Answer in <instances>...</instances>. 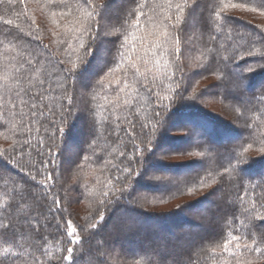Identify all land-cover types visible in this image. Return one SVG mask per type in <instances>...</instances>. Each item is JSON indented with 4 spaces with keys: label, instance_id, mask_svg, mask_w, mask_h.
Listing matches in <instances>:
<instances>
[{
    "label": "trees",
    "instance_id": "obj_1",
    "mask_svg": "<svg viewBox=\"0 0 264 264\" xmlns=\"http://www.w3.org/2000/svg\"><path fill=\"white\" fill-rule=\"evenodd\" d=\"M94 2L103 9L98 8L99 15L87 22L97 24L99 31L93 33L97 36L95 50L86 60L84 50L78 47L79 41L73 38V22L78 20L74 8L71 16H61L63 5L51 0H11V3L5 0L0 4V75L4 65L14 73L27 67L21 61L33 60L40 72L31 75L42 79L51 73L54 89L51 95L42 98L44 115L31 118L30 133L26 115L32 102L29 96H23V104L15 93L0 98L3 105L0 110L5 113L0 118V221L11 220L30 227L32 239L40 249L36 255L43 264H67L63 256L68 247L73 248L74 257L78 258L76 264H87L96 241H101L102 235L109 238L111 231H119L118 226L107 230L111 220L121 223V232H128L129 240L136 238L138 231H128L129 227L125 228L126 223L119 218L120 213L125 214L128 223L136 221L133 226L156 222L162 228L160 239L163 241L172 237L182 241L190 236L189 245L183 242L189 249L171 255L170 249L162 253L143 246L132 250L126 244L107 242V250L93 258V262L130 264L133 259H140L141 264H146L147 257L135 254L149 252L156 264H234L222 249L230 232L242 234L249 242L252 238L264 240V220L258 218L264 216V152L261 151L264 148V67H261L264 65V23L252 15L243 17L250 13L264 16V5L261 0H175L186 4L181 22L176 24L175 20H164L169 14L167 0H147V6L142 9L145 15L133 40L129 21L145 0ZM68 3L75 5L76 0ZM233 4L238 6L232 7ZM112 11L117 14L113 15ZM171 14L175 15L174 7ZM193 15L199 19L192 27ZM149 16L154 19L149 21ZM9 20L11 24L6 23ZM153 24L157 30L167 25V51L155 48L153 41L157 37L153 35ZM125 36L129 41L126 45ZM89 42L85 39L86 45ZM118 48L126 53L125 57L118 55ZM156 59L161 61L159 67L155 65ZM132 62L138 63L149 79L156 76L158 85L163 79V87L154 89L170 98L164 101L168 107L162 113L161 123H156L153 115L154 97L150 98L140 84L135 85L137 93H132L131 88L121 91L122 85L117 84L123 70ZM73 63L77 65L73 79L66 80L57 69L71 68ZM117 66L122 71H114ZM249 67L254 71L249 72ZM166 72H174L175 76L164 79ZM209 78H215L225 91L219 92L218 86L206 84ZM101 80L103 85L99 83ZM128 80L132 81L131 71ZM64 85L71 105L67 98H57L64 94ZM27 87L25 83L24 88ZM126 99L131 103L125 104ZM193 99L218 100L231 106L238 127L189 104ZM11 103L17 105L14 112L8 111ZM21 114H25L23 119ZM179 115L197 127L203 126L205 137L201 128L196 127L194 131L174 128L172 122ZM80 124L85 129L82 141L74 161L67 165L65 150ZM143 125L147 127L142 129ZM153 125L150 149L143 154L146 163L138 166L140 175H133L130 187L114 196L113 190L121 187L116 177L126 176L118 169H123L132 159L134 145L144 147L143 135ZM168 132L184 133L189 138L175 139ZM223 135L235 141L219 147L211 144ZM176 142L187 144L176 148ZM163 143L172 145V150L158 152ZM165 156L167 161L192 160L185 164L157 160ZM237 160L241 163L237 164ZM152 165L160 171L152 174L149 171ZM234 165L236 171H231ZM49 173L51 179H47ZM45 185L48 192L44 191ZM5 189L15 200L9 198ZM123 197L131 199L132 204ZM55 200H59L58 207ZM179 200L184 202L177 203ZM18 202L23 204L22 208L16 207ZM172 205L175 207L160 210ZM9 206L15 210L14 216L5 215ZM101 211L103 222H99ZM216 219V227L210 225ZM27 220H32L35 227L26 225ZM69 222L76 229L74 236L79 238L78 244H70L72 238L66 235ZM93 223L97 224L95 229L90 227ZM182 226L195 230L184 232L180 229ZM0 264H3L2 255Z\"/></svg>",
    "mask_w": 264,
    "mask_h": 264
},
{
    "label": "snow or ice",
    "instance_id": "obj_2",
    "mask_svg": "<svg viewBox=\"0 0 264 264\" xmlns=\"http://www.w3.org/2000/svg\"><path fill=\"white\" fill-rule=\"evenodd\" d=\"M5 0H0V4L4 3ZM9 3H11V0H8ZM52 3L63 5L64 10L60 12L61 16H71L72 10L74 8L75 12L78 14V20L74 21V27L72 29V32L74 33L73 38L78 40V47L79 49H83V59L86 60L88 56L92 54V52L95 50V41L97 40V36L93 33L98 32V26L97 24H88L87 22L89 20H94L97 15H99V11L97 10L100 8L103 9L102 5H98L94 2V0H76L75 5H70L68 3V0H51ZM261 4L264 5V0H261ZM147 6V0H145V3H142L134 10L133 13V19L129 21V27L132 30L131 35L132 39H136L135 32L138 30L141 26V17H144V11L142 10L144 7ZM169 9V14H167L164 17L165 21H171L175 20L176 24H179L181 22V17L184 13L185 5H182L180 3H176L175 0H167V5ZM238 5L233 4L232 7H237ZM175 8V15L173 16L171 14V9ZM256 9H253L255 11ZM155 12V8L153 9ZM219 18L220 14H216ZM53 16H56V12H53ZM149 21L153 20V16L147 17ZM6 23L11 24L12 22L6 21ZM98 23V22H97ZM176 24H173L172 27L175 28ZM59 26V25H57ZM153 28V35L157 37L155 41H153V44L155 45V48H162L164 51H167V48L165 45L168 43V37L169 32L167 25H164L160 27L158 30L156 29V25H152ZM85 39H88L89 42L87 45L85 43ZM114 43H119L114 42ZM123 43L126 45L129 43L128 37L125 36ZM135 51V49H133ZM178 52L179 49H176ZM118 55L123 58L125 57L126 53L120 51V49H117ZM249 55L252 53L249 52ZM153 55L155 56V50L153 49ZM178 58V57H177ZM129 61L131 60V57H128ZM235 59V55L233 56V60ZM241 59L243 57L241 56ZM156 66H160L161 61L159 59H156L155 61ZM213 62H216L215 57L213 58ZM11 61H9V64ZM22 64L27 65L26 68L23 70L16 69V71L9 72L8 71V65H4L3 67V74L0 75V98H3V95L11 96L13 93L16 94V96L21 97V103L23 104V96L28 95L30 100L32 101L28 107L29 112L26 114L29 117V125L27 127V131L29 133L31 132V118L35 117L36 119H39V117L44 115V106L42 104V98L47 94L51 95L54 89L51 87V80L53 79V76L51 73H49L45 78L37 79L36 77H33L32 73H39L40 69L37 67V62L33 60H27V61H21ZM61 63V62H57ZM145 63H147L145 61ZM167 64V61H165V65ZM77 65L73 63L71 68H58L57 72L60 73L66 80L73 79V74L76 70ZM261 67H264V65H261ZM114 71H122V69L117 66L113 69ZM131 71L132 75V81L130 82L128 80V72ZM248 71H254L253 68L249 67ZM110 74V73H109ZM97 75H100L98 73ZM175 76L174 72H166L163 74L164 79L171 80ZM143 78L142 82L140 78ZM79 79V77H76ZM27 83L28 87L24 88V84ZM100 85H103L104 82L101 80L99 81ZM118 85H122L120 90L123 91L125 89L131 88L132 93H137L138 89L136 88V84H140L141 87L145 90V92L149 95L150 98H153V104L156 105V107L153 108V115L156 118V123H161L162 121V113L167 110L168 105L164 104V101L169 100V96L167 95H161L160 91H154L157 87H163V79L160 80L159 85L157 84V77L153 76L151 79L148 78L146 71L142 72L141 67L138 63L132 62L130 63V66L128 69L123 70V76L121 80H117ZM178 86V85H177ZM64 87V94L62 96L58 95V99H65L67 98L68 105H71L72 100L71 97L67 96V88L66 85L62 86ZM91 87V85H90ZM40 98V99H38ZM264 99V98H262ZM125 104H130L131 100L126 99L124 101ZM17 105L15 103H11L8 111L14 112ZM3 108V105H0V109ZM48 111L51 112L52 109L48 108ZM23 115L21 114V118L23 119ZM5 113L4 111L0 110V118H4ZM147 125H143V128H146ZM38 132L39 129H36ZM60 132L63 131L62 128L59 129ZM155 131V125H153L152 129L148 133H144L143 135V144L144 147L140 148L138 145L133 146V157L131 160H128V163L124 166L123 169H118L119 171H123L126 173V176L124 179H121L120 176L116 177V180L119 181L121 184V187L119 189L113 190V195L117 196L118 193H123L127 190L128 187H130V181L133 175H140L138 171V166H143L146 161L143 158V154L147 151H149L152 138H151V132ZM262 152H264V148L261 149ZM139 153V155H137ZM123 155V153H121ZM196 155H203V153H196ZM127 159V158H126ZM123 163V162H122ZM241 163V161L237 160V164ZM229 171V170H225ZM231 171H236L235 165L233 166ZM240 172L243 171V169L239 170ZM218 175L223 176L224 173H218ZM51 173L48 174L47 179H51ZM32 179H35V176L32 177ZM159 179V178H157ZM6 194L9 195V198L12 200H15V196L8 192L7 189H5ZM44 191L48 192L49 189L45 185ZM104 195L107 197L108 193L105 192ZM119 198V197H118ZM124 200L127 201L128 204H132L131 199L128 197H123ZM23 200V197L21 196V201ZM110 202V201H109ZM54 203L56 206H59V200H55ZM101 204H104V201H101ZM17 208H22L23 204L18 202L16 205ZM264 207V205H262ZM16 214L15 210L9 206L8 211L5 213V215L14 216ZM261 220H264V216L258 217ZM104 221V214L101 211L99 213V222ZM26 225H29L31 227H35L33 225L32 220L25 221ZM91 228L95 229L97 227L96 223H93L90 225ZM36 231L39 229L36 228ZM74 233H76V229L71 226V223L68 224V230L66 232V235L71 237L70 244H78L80 243L79 238L74 236ZM232 247H229V246ZM0 249H2V255L3 257V264H43L41 259L36 255L37 251H40L37 247V242L32 239L30 227H22L19 224L12 223L11 220H9L8 223H4L0 221ZM223 253L227 254V256L234 261V264H260L261 261H264V240L257 241L256 238H252L251 242H249L247 239L243 237L242 234L236 233L232 234L231 232L228 234V238L222 245ZM215 251V250H214ZM67 254L63 256V261L67 262V264H76V261L78 260L77 257H74L73 248L68 247L66 249ZM101 254H103V248H101ZM137 257L144 256L147 257L146 264H156L152 253L145 252V253H136ZM10 258V260H9ZM51 259V258H49ZM99 264H104V261H99ZM130 264H141L140 259H133Z\"/></svg>",
    "mask_w": 264,
    "mask_h": 264
},
{
    "label": "rangeland",
    "instance_id": "obj_3",
    "mask_svg": "<svg viewBox=\"0 0 264 264\" xmlns=\"http://www.w3.org/2000/svg\"><path fill=\"white\" fill-rule=\"evenodd\" d=\"M116 5L119 6L120 3L116 4ZM118 6H115V7H118ZM112 12H113V15L117 14L116 11H112ZM248 15H252L254 17V19H256V21H259V23H264V16L263 15L262 16L261 15L254 16L253 13H250L247 15H243V17L244 16L250 17ZM198 19H199L198 15L192 16V20H193L191 22L192 27L195 25V21H197ZM206 84L216 85V87L218 86L216 90L219 92L225 91L224 89H222V84L218 83L215 78H209V80L206 81ZM201 88H203V87H201ZM248 90L250 91V89H248ZM190 102L191 103H189V104L196 106V107H199L201 111L206 112V110H207L208 112H211L218 119L220 118V120L223 123H226L230 126L238 127V124L235 121V115L236 114H235L234 109H232L231 106H229L227 104H222L218 100L198 101V100L193 99ZM173 121L174 122H172V124H173L174 128L185 127L188 130L194 131V129L197 127L189 119L182 118L181 115L176 116V118ZM200 128H201V130H203L202 129L203 126L197 127L198 130H200ZM83 130H85V129L83 128L82 124H80V126L78 125L77 129H75V133L73 134L74 136H73L72 140H70V142L68 143L69 145H68L67 149L65 150V164H67V165L71 164L76 157L77 151L79 149V145L82 141L81 136H82ZM168 134L175 137V139H178L179 137H184V139H185V137L189 138V136L184 134V133L179 134V133H174V132H168ZM205 134L206 133L203 130V134H202L203 138L205 137ZM233 141H235V138L228 139L225 137V135H223V136H221V140H216V138H215V140H213V142H211V144L213 146L219 147V146H223L227 143H232ZM176 143H177L176 148L183 147L187 144V143H178V142H176ZM171 147H172V145L167 144V143L166 144L163 143L162 146L158 149V152L162 153L165 151H170V150H172ZM157 160L163 161L165 163L172 162V163H177V164H185V163H190L192 159H190V158H172L169 161H167L168 159H166V156H165V157H158ZM149 171L153 174V173H156L160 170H158L155 165H152V166H150ZM183 200L185 202H188V203L191 202L190 199H183ZM183 200H179V201H177V203H182V202H184ZM217 200L219 202H221V199L219 197L217 198ZM174 207H175V205H172V206L164 207V209H160V210L171 209ZM119 215H120L119 218L121 219V221L123 223H126V225H127V226H125V228L128 229V227H129L128 231H132V230L138 231L137 237L132 239V240H129L131 237L128 236L129 235V234H127L128 232L127 233L121 232V227H123L120 225L121 223H119L118 221H115V220H111V221H109L110 223L107 225L108 226L107 230L110 231L112 229V227L118 226L117 228L119 229V231L118 232H112L111 231L109 238H105L102 235L101 241H100V239H98L95 243L96 248H95V251H93L92 256L88 257L87 261L85 263H87V264H98L96 262H93L92 259L95 257L102 256L101 248H103V251L107 250V246L105 244L107 242H111L114 244H126L128 246V248H131L132 250H137L143 246L146 248H153L154 250H157V251L162 253L165 250L170 249L171 255H176L181 251L183 252V251L189 249V247L185 246L183 242L185 241L189 245V243L191 241L190 236H186L182 241L181 240L179 241V240L175 239L174 237H172L170 240H166V241L164 240L163 241L160 239V236L162 235V230H161L162 228H161V226L159 227V225L156 222L144 223L142 225L136 224V226L135 225L133 226V223L136 221H133L131 223L129 221V223H128V221H126L125 214L120 213ZM192 220H195V222L197 221V219H193V218H192ZM217 222H218L217 219L213 220L210 225H213L216 227ZM198 224H199V222H198ZM201 225L204 226L205 223H202ZM207 225H209V224H207ZM189 228L186 226H182L180 229L184 232L189 231V230L194 232L195 229H191V228L189 229ZM74 235H75V233H74ZM126 241H128V242L126 243ZM164 247H165V249H164Z\"/></svg>",
    "mask_w": 264,
    "mask_h": 264
}]
</instances>
